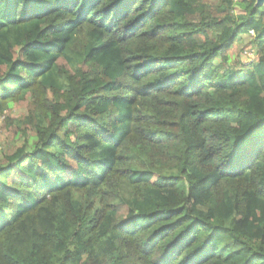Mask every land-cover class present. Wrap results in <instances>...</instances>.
<instances>
[{
  "label": "trees",
  "instance_id": "16d2710c",
  "mask_svg": "<svg viewBox=\"0 0 264 264\" xmlns=\"http://www.w3.org/2000/svg\"><path fill=\"white\" fill-rule=\"evenodd\" d=\"M233 8L0 0L26 139L0 157V264H264V6Z\"/></svg>",
  "mask_w": 264,
  "mask_h": 264
},
{
  "label": "rangeland",
  "instance_id": "374dc122",
  "mask_svg": "<svg viewBox=\"0 0 264 264\" xmlns=\"http://www.w3.org/2000/svg\"><path fill=\"white\" fill-rule=\"evenodd\" d=\"M242 0H234V14L238 15L241 13L239 5ZM213 4H217L218 0H212ZM253 37L242 36L238 42L234 45V47L229 52L230 66H238L241 65H249L253 60H255V48L252 46ZM11 116L17 118L20 114H24L26 111V103L25 104H11ZM6 116L0 115V157L6 155L9 150L8 147L12 144L13 149L18 146H22L25 143V137L21 135H16V133L10 129L6 128ZM28 142L30 143L29 148L33 146L34 137H29Z\"/></svg>",
  "mask_w": 264,
  "mask_h": 264
},
{
  "label": "water",
  "instance_id": "95a60500",
  "mask_svg": "<svg viewBox=\"0 0 264 264\" xmlns=\"http://www.w3.org/2000/svg\"><path fill=\"white\" fill-rule=\"evenodd\" d=\"M256 6H257V7H262V6H264V0H256Z\"/></svg>",
  "mask_w": 264,
  "mask_h": 264
},
{
  "label": "built area",
  "instance_id": "2783aa9c",
  "mask_svg": "<svg viewBox=\"0 0 264 264\" xmlns=\"http://www.w3.org/2000/svg\"><path fill=\"white\" fill-rule=\"evenodd\" d=\"M250 36L251 37H254V32H250Z\"/></svg>",
  "mask_w": 264,
  "mask_h": 264
}]
</instances>
